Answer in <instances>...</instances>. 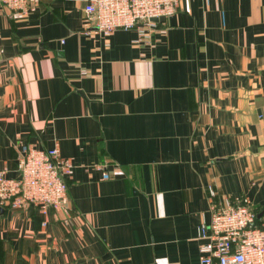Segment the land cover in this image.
<instances>
[{
    "label": "crops",
    "instance_id": "1",
    "mask_svg": "<svg viewBox=\"0 0 264 264\" xmlns=\"http://www.w3.org/2000/svg\"><path fill=\"white\" fill-rule=\"evenodd\" d=\"M85 6L0 1V173L28 147L74 167L67 213L0 210V264H199L209 188L264 224V0H181L149 44Z\"/></svg>",
    "mask_w": 264,
    "mask_h": 264
},
{
    "label": "built area",
    "instance_id": "2",
    "mask_svg": "<svg viewBox=\"0 0 264 264\" xmlns=\"http://www.w3.org/2000/svg\"><path fill=\"white\" fill-rule=\"evenodd\" d=\"M13 16L27 17L42 0H0ZM84 25L88 30L111 34L135 29L137 43L149 44L161 18L173 15L181 0H85ZM70 159L57 147L40 150L28 147L18 161V177L0 173V209L35 207L44 215L69 211L68 181L73 171ZM211 220L198 227L201 240L199 264H264V224H259L251 201L218 205L209 188ZM44 224V223H43ZM45 225V224H44Z\"/></svg>",
    "mask_w": 264,
    "mask_h": 264
},
{
    "label": "water",
    "instance_id": "3",
    "mask_svg": "<svg viewBox=\"0 0 264 264\" xmlns=\"http://www.w3.org/2000/svg\"><path fill=\"white\" fill-rule=\"evenodd\" d=\"M164 20H165V18H161V19H160V22H163ZM0 210H2V209H0Z\"/></svg>",
    "mask_w": 264,
    "mask_h": 264
}]
</instances>
